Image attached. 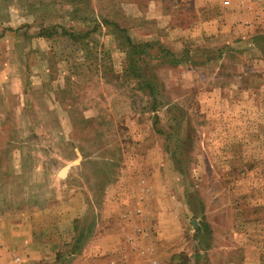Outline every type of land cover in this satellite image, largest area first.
<instances>
[{"label": "rangeland", "instance_id": "obj_1", "mask_svg": "<svg viewBox=\"0 0 264 264\" xmlns=\"http://www.w3.org/2000/svg\"><path fill=\"white\" fill-rule=\"evenodd\" d=\"M137 262L264 264V0H0V264Z\"/></svg>", "mask_w": 264, "mask_h": 264}, {"label": "crops", "instance_id": "obj_2", "mask_svg": "<svg viewBox=\"0 0 264 264\" xmlns=\"http://www.w3.org/2000/svg\"><path fill=\"white\" fill-rule=\"evenodd\" d=\"M15 80H16L17 82L20 81L18 77H17V78H13V77H12V78L9 79V82H10V83H11V82L14 83ZM20 83H21V82H20Z\"/></svg>", "mask_w": 264, "mask_h": 264}, {"label": "built area", "instance_id": "obj_3", "mask_svg": "<svg viewBox=\"0 0 264 264\" xmlns=\"http://www.w3.org/2000/svg\"><path fill=\"white\" fill-rule=\"evenodd\" d=\"M135 264H142V263H140V262H137V263H135Z\"/></svg>", "mask_w": 264, "mask_h": 264}]
</instances>
